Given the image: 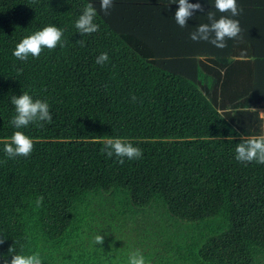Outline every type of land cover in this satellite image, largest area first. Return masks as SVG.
<instances>
[{"label":"trees","instance_id":"obj_1","mask_svg":"<svg viewBox=\"0 0 264 264\" xmlns=\"http://www.w3.org/2000/svg\"><path fill=\"white\" fill-rule=\"evenodd\" d=\"M88 3L99 28L81 35ZM145 16L132 0L107 13L99 0H0V254L23 244L44 264H127L136 249L147 264H264V164L234 157L264 130V49L243 75L251 66L228 45L196 47L195 28ZM46 25L63 30V47L17 60L15 45ZM25 91L52 120L20 129L33 150L10 159V101ZM112 137L141 158H108Z\"/></svg>","mask_w":264,"mask_h":264},{"label":"clouds","instance_id":"obj_2","mask_svg":"<svg viewBox=\"0 0 264 264\" xmlns=\"http://www.w3.org/2000/svg\"><path fill=\"white\" fill-rule=\"evenodd\" d=\"M170 3L178 5L173 19L181 28L186 26L187 20L193 15V12L200 9L199 0L192 3L190 0H171ZM212 8L217 12H228L230 15H221L219 18L212 19L213 13H208L211 22L200 23L189 36L192 41H208L214 47L224 48L226 39H232L240 33L239 22L233 17L239 14L237 0H210ZM113 0H99V7L105 13L112 7ZM97 16L96 8L88 3L81 14L74 22L76 32L81 35L91 34L98 30L99 25L95 22ZM63 30L55 25H46L43 28L23 37L12 50V55L20 61L27 60L29 56L38 57L43 49H54L59 44L63 47ZM109 57L106 52L100 53L95 63L103 65ZM131 99L134 101L135 96ZM11 104L14 106L15 115L12 116L10 124L17 129L12 133L9 140L3 144L2 151L7 158L27 157L33 150V141L20 129L27 128L30 124L42 126L41 122H50L52 115L49 111L47 100L39 98L34 99L28 92H22L20 95L11 97ZM264 129V124L261 125ZM102 151L108 158L117 157L120 162L124 158L128 160H137L142 156V149L120 137L108 138ZM235 160L242 163L255 161L257 164H264V130L259 135L241 138L234 148ZM104 235L96 233L91 237L93 245L101 244ZM3 243V239H0ZM16 243V242H15ZM10 256V259L8 258ZM0 264H44V258L39 253H26L23 244L18 249L10 247L7 254H0ZM127 264H147L146 257L139 250H133L128 253Z\"/></svg>","mask_w":264,"mask_h":264},{"label":"crops","instance_id":"obj_3","mask_svg":"<svg viewBox=\"0 0 264 264\" xmlns=\"http://www.w3.org/2000/svg\"><path fill=\"white\" fill-rule=\"evenodd\" d=\"M125 1V0H124ZM134 7L146 13V24L152 28H181L178 26L173 15L178 7L171 0H132ZM195 3L197 0H190ZM201 8L194 11L193 15L187 20L183 28H196L200 23L211 22L208 13L212 12V19L219 18L221 15L228 16L230 13L217 12L210 3V0H199ZM239 14L233 19L239 22L240 33L237 37L226 39V48L229 46L237 60H243L249 68H244L241 72L255 76L259 63L253 60L257 53L264 49L262 39L264 37V0H237ZM124 18V15H123ZM182 29V28H181ZM180 31V30H179ZM199 45L197 41L196 47ZM245 58V59H244Z\"/></svg>","mask_w":264,"mask_h":264},{"label":"rangeland","instance_id":"obj_4","mask_svg":"<svg viewBox=\"0 0 264 264\" xmlns=\"http://www.w3.org/2000/svg\"><path fill=\"white\" fill-rule=\"evenodd\" d=\"M260 115L264 118V109H260Z\"/></svg>","mask_w":264,"mask_h":264}]
</instances>
